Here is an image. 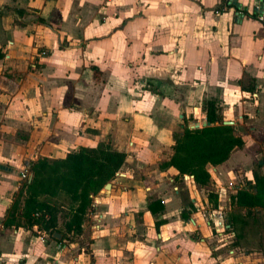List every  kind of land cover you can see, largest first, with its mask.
Masks as SVG:
<instances>
[{
  "label": "crops",
  "instance_id": "1",
  "mask_svg": "<svg viewBox=\"0 0 264 264\" xmlns=\"http://www.w3.org/2000/svg\"><path fill=\"white\" fill-rule=\"evenodd\" d=\"M224 1L0 0V264H264L249 244L264 208L231 201L263 160L264 22L253 0L215 13ZM209 96L244 144L201 185L159 162ZM99 143L126 156L80 233L62 216L52 234L5 224L32 160ZM217 206L241 214L235 242L209 219Z\"/></svg>",
  "mask_w": 264,
  "mask_h": 264
},
{
  "label": "trees",
  "instance_id": "2",
  "mask_svg": "<svg viewBox=\"0 0 264 264\" xmlns=\"http://www.w3.org/2000/svg\"><path fill=\"white\" fill-rule=\"evenodd\" d=\"M201 108L211 123L190 128L184 117V126L173 131L174 143L161 157L159 166H173L181 175L192 174L195 182L203 185L210 177L207 164L217 165L226 160L234 147L244 144V139L235 132L233 124L223 123L213 96L206 97ZM125 156L124 151L99 143L95 146L80 145L60 157L32 160V178L21 183L5 224L37 222L52 234L57 229L56 219L62 216L65 233L71 230L80 233L86 211L94 206L93 196L113 179ZM246 185L231 195V201L245 207L246 214H250L252 207L264 208V172L253 169L251 182ZM208 195L215 204L217 193L210 191ZM36 211H40L39 216L34 215ZM240 215L231 212L226 218L231 230L236 229L234 221L240 222ZM236 236L235 233L233 242ZM261 243L263 246L264 241Z\"/></svg>",
  "mask_w": 264,
  "mask_h": 264
},
{
  "label": "built area",
  "instance_id": "3",
  "mask_svg": "<svg viewBox=\"0 0 264 264\" xmlns=\"http://www.w3.org/2000/svg\"><path fill=\"white\" fill-rule=\"evenodd\" d=\"M235 2L236 0H227V2L225 1L221 3L220 5H218L216 8H214L213 11L215 13H221L225 11L227 7H229L230 5H233L235 6V11H236L237 16L239 17L245 16L247 9L243 5H240V4L234 5ZM252 12L255 13V16L258 19L264 22V0H253ZM20 173H21V178H23L24 180L27 179L30 173L29 166L24 167L20 171ZM185 176H192V174H185ZM87 212L91 216H94L96 219L93 209L90 208ZM34 215L39 216L40 211H36ZM44 215L47 216L48 214L45 213ZM209 219L214 221V226L216 227V232L218 233L219 237L226 236V238L229 239V237H232L234 235V232L230 230L229 224L226 221L223 206H217V208L212 211ZM225 231H228L227 235H225L226 234Z\"/></svg>",
  "mask_w": 264,
  "mask_h": 264
},
{
  "label": "rangeland",
  "instance_id": "4",
  "mask_svg": "<svg viewBox=\"0 0 264 264\" xmlns=\"http://www.w3.org/2000/svg\"><path fill=\"white\" fill-rule=\"evenodd\" d=\"M193 121H191V122H187V124H190V123H192ZM189 126V125H188ZM178 128V127H177ZM191 128V127H190ZM240 134V133H239ZM258 142V139H257V137L255 138V140H252V141H250V144H256ZM249 144V145H250ZM257 145V144H256ZM241 146H243V145H241ZM240 146V147H241ZM263 148L261 147V149H260V152H261V156L260 157H262L263 158V160H262V163H259L258 162V159H255V161H254V168L253 169H258V170H260L261 172L263 171V169H264V167L262 168V166H264V154H263V152L261 151ZM212 164H207V167H209V166H211ZM212 167H210V169H211ZM212 170V169H211ZM103 187V186H102ZM212 189H215L216 190V187H215V185H213V187H212ZM218 189V188H217ZM214 192V191H213ZM217 193V192H216ZM208 197H209V195H208ZM216 201H217V199H216ZM227 201V200H226ZM212 203H213V201H212ZM232 204V203H231ZM230 210V209H229ZM229 210H227V215L225 216V218L227 217L228 218V216H229V214H228V211ZM224 212H226L225 210H224ZM264 214H261L260 215V220L258 221V224L257 223H255V225L254 226H256V228L258 229V231H255V229H254V227H251L252 229H250L249 230V234L251 235L250 236V239H251V241L252 242H249V244L251 245V246H257V247H260V246H262L261 245V243H259V239H260V237L262 236V237H264V230H261V229H263L264 228V216H263ZM225 235H227V233H228V231H225ZM263 247V246H262Z\"/></svg>",
  "mask_w": 264,
  "mask_h": 264
},
{
  "label": "water",
  "instance_id": "5",
  "mask_svg": "<svg viewBox=\"0 0 264 264\" xmlns=\"http://www.w3.org/2000/svg\"><path fill=\"white\" fill-rule=\"evenodd\" d=\"M210 123L211 122L209 120H207V119L195 120V121H193L192 123L189 124V127L194 128V127H199V126H203V125H208ZM223 123L232 124L233 123V120H231V119H223ZM259 162H262V160H260ZM31 178H32V173L30 175L29 180ZM111 186H112V183L110 181H107L103 185V187L100 189L98 196H101V195H104V194L108 193L109 190H110V188H111ZM95 199H96V201L99 200V198L98 199L95 198ZM54 235L59 237L60 236V233L56 231V232H54Z\"/></svg>",
  "mask_w": 264,
  "mask_h": 264
}]
</instances>
